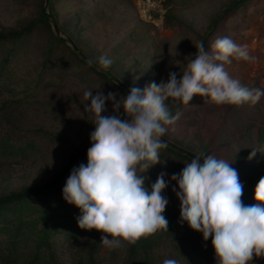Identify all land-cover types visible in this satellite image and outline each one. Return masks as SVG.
<instances>
[{
	"label": "rangeland",
	"instance_id": "obj_1",
	"mask_svg": "<svg viewBox=\"0 0 264 264\" xmlns=\"http://www.w3.org/2000/svg\"><path fill=\"white\" fill-rule=\"evenodd\" d=\"M234 1L0 0V31L21 28L31 20L37 22L42 18L41 5L45 6L50 28L37 24L20 43V54L14 64L16 72L27 81L41 67V80L30 103L25 102L23 93L0 94V102L23 100L3 111L4 122L20 131L38 128L54 137L53 140L34 137V148H28L24 154L0 155V195L47 181L86 146L81 163L87 165L90 134L95 125L93 114L84 111L85 105L91 103L85 100V91L92 90L93 95L102 92L107 96L111 92L126 96L133 87L143 90L152 82L166 83L171 72L180 79L196 53L194 45L201 41L209 52L213 42L225 36L246 45L254 59L233 58L225 69L242 85L264 90V0H239L234 9L223 14ZM52 35L62 41L55 42L46 57ZM101 56L111 60L107 69L99 65ZM89 59L95 61L91 66ZM93 69L108 75L110 82ZM21 87L17 84V91ZM41 97L66 101L71 112L66 116L45 113L34 105ZM105 109L104 115H113L111 102L106 101ZM171 112L180 116L175 125L167 126L162 140L181 152L199 155L201 161L206 155L227 160L237 170L243 185V202L255 204V187L264 177V96L255 104L237 107L217 106L196 95L188 105L182 102L172 105ZM119 115L124 118L123 109ZM253 150L256 154L249 160ZM160 159L161 163L151 167L145 176L146 180H152L147 186L151 190L159 174H166L168 187L162 195L168 199L163 213L168 228L158 231L148 249L149 261L163 264L165 259H176L178 264H217L211 238L205 241L202 233L180 222V201L176 195L179 188L171 176L179 174L190 161L165 149L161 150ZM172 217L178 218L174 225ZM55 250L61 262L71 264L60 239ZM108 256L102 247L99 264H111ZM121 257L113 264H121ZM250 264H264V257H254Z\"/></svg>",
	"mask_w": 264,
	"mask_h": 264
},
{
	"label": "clouds",
	"instance_id": "obj_2",
	"mask_svg": "<svg viewBox=\"0 0 264 264\" xmlns=\"http://www.w3.org/2000/svg\"><path fill=\"white\" fill-rule=\"evenodd\" d=\"M196 53L187 62L181 78L169 73L168 81L152 82L143 90L133 87L126 96L102 92H84V111L93 114L95 130L90 134L87 165L70 173L63 188V198L80 209L78 226L96 230L101 245L117 249L135 245L141 238L159 230L167 231L163 215L168 199L162 195L168 187L165 173H160L151 190L145 187L148 170L161 163V150L167 148L162 137L167 126L175 125L180 114L172 115L174 104L188 105L196 95L221 106L257 103L264 90L248 88L226 71L232 59L252 60L246 45L230 37L217 38L206 51L204 42L194 45ZM89 66L95 61L89 59ZM111 60L99 58L107 69ZM112 103L113 115H104L105 104ZM123 109L124 118L119 115ZM256 154L248 157L251 160ZM171 180L178 184L180 222L211 238L217 264H250L254 257H264V177L255 187V204L242 200L243 185L238 172L227 160L197 155ZM175 191V189H173ZM163 264H178L165 259Z\"/></svg>",
	"mask_w": 264,
	"mask_h": 264
},
{
	"label": "trees",
	"instance_id": "obj_3",
	"mask_svg": "<svg viewBox=\"0 0 264 264\" xmlns=\"http://www.w3.org/2000/svg\"><path fill=\"white\" fill-rule=\"evenodd\" d=\"M238 1L232 2L222 13L225 14L234 9ZM40 14L42 18L37 22L31 20L21 28L0 31V94L6 92L15 96L17 93H23L22 97L27 99L26 103L32 101L31 99L38 89L37 83L41 80L40 70L42 68H39L37 75L30 76L26 81L22 78V74L16 72L14 64L20 54L21 41L31 33L37 24L47 30L50 29L48 15L45 13L43 5L40 7ZM214 22L211 23V26ZM48 40L46 57L51 53L55 42L62 41L56 35H52ZM76 53L79 56L78 51ZM80 59L85 63L82 57ZM44 61L45 59L41 64H44ZM93 71L110 82L108 75L94 69ZM19 83L22 86L20 89L22 92L17 91L16 87ZM22 101L14 98L0 102L1 156L21 155L26 153L28 148L33 149L34 137L45 140L54 139L47 131L38 128L20 131L13 125L4 122L3 111L10 105ZM34 105L41 111L55 116H66L71 112V107L64 100L57 102L41 97L34 102ZM87 147L72 155L47 181L0 195V264H64L59 260L55 250L57 239L61 240L71 264H99L98 257L104 247L100 244L101 236L104 234L96 230L80 229L77 222L81 215L80 209L75 205L68 204L63 198L66 181L72 170L82 165L81 162L85 158L84 151ZM165 150L175 156H183L190 162L195 158V156L181 152L169 145ZM150 182L152 180H145L146 188H149L147 186L151 185ZM177 221V217H172L171 225ZM157 233L141 238L135 245L125 243L123 247L117 249L105 247L109 253L108 261L113 264L122 255L121 264H151L147 257L148 249L152 246L153 240L157 238Z\"/></svg>",
	"mask_w": 264,
	"mask_h": 264
}]
</instances>
